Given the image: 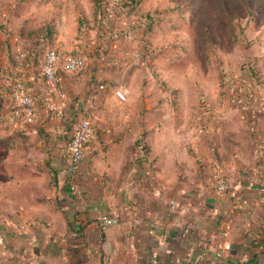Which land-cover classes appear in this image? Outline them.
Returning a JSON list of instances; mask_svg holds the SVG:
<instances>
[{"label":"crops","instance_id":"0c3cea01","mask_svg":"<svg viewBox=\"0 0 264 264\" xmlns=\"http://www.w3.org/2000/svg\"><path fill=\"white\" fill-rule=\"evenodd\" d=\"M6 55V73H15L12 81L24 80L36 98L35 122L24 127L15 122L20 138L46 134L39 141L45 163H18L17 168L32 173L28 178L37 201L35 168L43 169L52 184L47 186L49 211L26 217L23 206L13 205L18 201L0 204V264H264V111L250 122L241 111L236 118L227 114L239 109L238 103H224L204 133L182 130L173 117L170 124L175 121L177 131H160L156 145L149 117L116 116L111 92L90 95L91 81L112 76L108 63L91 58L86 73L60 70L64 97L55 98L32 58L24 64L19 55L17 65ZM82 117L93 123L95 137L73 173L67 154L73 130H67V121ZM141 122L147 134L138 130ZM216 162L228 178L223 194L211 189ZM70 186L76 189L72 194ZM171 200L180 208L168 215ZM101 214L119 222L102 232ZM25 222L29 228L22 232Z\"/></svg>","mask_w":264,"mask_h":264},{"label":"rangeland","instance_id":"374dc122","mask_svg":"<svg viewBox=\"0 0 264 264\" xmlns=\"http://www.w3.org/2000/svg\"><path fill=\"white\" fill-rule=\"evenodd\" d=\"M47 47L63 56L83 55L86 65L79 74L89 70L91 58L108 63L112 76L103 81L129 91L123 105L115 100L116 116L149 117L147 127L153 130L148 132L154 133L156 145L160 131H177L175 121L170 124L173 117L182 130L195 132L199 123L211 125L224 103L234 106L249 89L264 97V0H0V204L18 201L13 205L23 206L26 217L51 209L50 177L35 168L40 174L37 201L28 178L32 173L17 168L18 163H45L39 141L46 134L20 138L11 114L15 73H6L3 57L8 52L14 62L17 53L27 50L38 61ZM6 74L8 82L3 81ZM234 109L227 114L240 117L241 111L247 120L246 111ZM78 121H67V127L74 130ZM136 126L147 129L143 122Z\"/></svg>","mask_w":264,"mask_h":264},{"label":"built area","instance_id":"2783aa9c","mask_svg":"<svg viewBox=\"0 0 264 264\" xmlns=\"http://www.w3.org/2000/svg\"><path fill=\"white\" fill-rule=\"evenodd\" d=\"M24 56V54H20ZM86 65V60L83 55H68L63 56L58 50L50 48L46 51L44 56V62L42 66V72L46 79L48 86L55 91V98H63L64 92L61 88V75L60 70L65 72H75L82 70ZM98 91H111L113 96L124 103L128 101L129 91L124 85H114L110 81H91L89 83L90 95ZM249 94L245 95L238 103L240 110L248 113V118L252 122L256 118L258 112L264 111V97L258 95L256 89H249ZM254 94H257V100H255ZM11 95L13 98L12 118L15 120L19 127L31 125L36 119V98L31 92L27 84L22 79H16L12 83ZM259 96V97H258ZM56 105L52 100L51 107ZM56 107V106H55ZM254 123V122H253ZM208 124L199 123L198 130L200 133H204L208 130ZM255 129V125L252 124ZM95 137L94 125L89 118L82 117L79 119L76 125V129L68 143L67 154L69 158V166L73 173H77L81 167L85 158V149L87 144ZM211 189L218 194H223L228 189V178L224 167L221 163H214L212 173ZM73 191H76L75 187ZM180 206L176 200L170 201V208L168 215H172L178 212ZM119 219L117 217L110 216L108 214H101L97 218V224L102 232H105L109 227L117 224ZM28 224L22 223L20 229L22 232L28 230ZM33 241H36L33 239ZM221 257V251L216 253V258Z\"/></svg>","mask_w":264,"mask_h":264},{"label":"trees","instance_id":"16d2710c","mask_svg":"<svg viewBox=\"0 0 264 264\" xmlns=\"http://www.w3.org/2000/svg\"><path fill=\"white\" fill-rule=\"evenodd\" d=\"M95 3H100L101 2V0H93ZM48 49H50L49 47H47V48H45L44 49V51H43V54L41 55L40 54V56H39V59H38V61H37V59H35V57H36V53H33L32 55H31V51H27V50H24V51H20L19 53H17L16 54V57H15V60H14V62L17 64V65H19L20 63H18V57H19V55H20V53L21 52H23L24 53V58H25V62H24V64L25 63H27L28 61H29V59H33V61H34V64L36 63V61L38 62L37 64H35L34 66L35 67H37V68H39V67H42L43 66V62H44V56H45V53H46V51L48 50ZM33 55H34V57H33ZM37 68H36V70H37ZM45 79V78H44ZM46 80V79H45ZM76 129V128H75ZM75 129L73 130V133H74V131H75ZM67 130L68 131H72L71 130V128H67ZM72 188H71V186H70V188H69V191L71 192V194H72Z\"/></svg>","mask_w":264,"mask_h":264}]
</instances>
